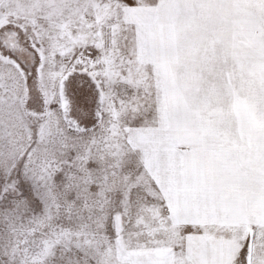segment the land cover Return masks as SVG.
Segmentation results:
<instances>
[{
	"label": "snow or ice",
	"instance_id": "obj_1",
	"mask_svg": "<svg viewBox=\"0 0 264 264\" xmlns=\"http://www.w3.org/2000/svg\"><path fill=\"white\" fill-rule=\"evenodd\" d=\"M0 264H264V0H0Z\"/></svg>",
	"mask_w": 264,
	"mask_h": 264
}]
</instances>
